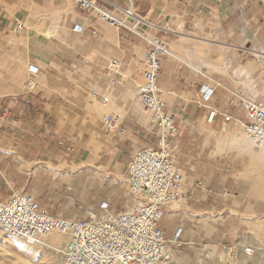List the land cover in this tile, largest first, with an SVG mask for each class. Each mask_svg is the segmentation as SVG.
<instances>
[{
    "label": "crops",
    "instance_id": "1",
    "mask_svg": "<svg viewBox=\"0 0 264 264\" xmlns=\"http://www.w3.org/2000/svg\"><path fill=\"white\" fill-rule=\"evenodd\" d=\"M110 1L122 7H131L137 16L155 22L169 33L183 29L190 34L189 39H169V43L173 49H178L177 52L185 58L183 60L198 68L174 63L166 57L158 77L166 106L181 132L176 142L183 152L174 158V163L192 181L187 184L190 198L185 197V206L181 205L184 213L180 211L171 216L173 212L167 209L168 223L165 219L160 223L168 237L179 226L190 227L189 221L185 219L190 217L191 212L202 214L209 211L213 203L211 193L215 189L220 191V198L231 196L228 184L221 187L213 177L224 172V175L229 174L228 164H221L220 161L227 160L228 155L237 152L225 151L218 155L216 142L213 147L216 152L207 150L205 153L204 148H198L192 155L187 152L191 128H195L194 114L206 116L210 110H214L216 118L209 125L221 120L225 126L227 121L223 116L229 117L228 123L232 120L240 123V114L226 108L229 99L225 96L230 93L226 87L225 65L218 62L217 73L212 74L205 68L213 40L198 38L197 34L214 32L220 39L218 44L227 41L236 45L235 51L238 53L242 49L253 56L255 52H260L264 57V0ZM66 5L53 0H0V35H4L7 41L24 35L29 37L31 44L22 57L32 60L39 74L33 89L28 92L12 95H6L10 92L0 93L3 96L0 97L1 198L8 197L9 191L29 193L37 195L41 207L51 208L58 202L56 192L73 189L76 190L75 199L84 184L88 188L95 186L88 179L94 171L89 164L100 162L104 171L112 167H126L135 150L148 144L153 136L149 134L154 131L151 125L148 131L146 126L130 115L129 94L134 85L132 80L140 78L145 43L137 40L128 30L111 29L90 13L78 12L73 6L67 9ZM64 8L69 10L68 13L63 12ZM56 10L63 12L60 17L55 15ZM18 23L23 28L15 32ZM75 24L84 27L81 33L72 31ZM199 25L204 31L197 28ZM185 44L193 48L188 56L184 51ZM7 49L10 56L13 47L0 45V79L5 80L12 70L9 56L6 55ZM115 58L120 62L121 71L118 82L114 81L115 78L112 81L117 85L125 84L126 90L121 91H124L122 104L126 115L121 120L115 114L112 115L115 123L107 127L103 119L100 121V117L91 111L94 108L90 107L86 91L90 87L105 85V77L110 73H105L104 61ZM177 58L180 59L176 55ZM257 62L261 68L264 66V60ZM19 86L20 83L16 88ZM252 88H244L245 91H240V97L254 96L255 92L249 93L254 90ZM205 89L213 90L209 101L202 100ZM240 111L244 124L245 113ZM187 128L190 130L187 131ZM184 134L190 135L187 137ZM99 140L103 142L104 153L99 155L98 151L93 161L90 144L96 143L100 147ZM85 155L86 159L82 160ZM86 172L90 175L83 178ZM49 214L67 218L63 212ZM84 215L85 212L76 218H83ZM228 220L231 219L225 216V225ZM228 235L226 231L222 239L227 238V241Z\"/></svg>",
    "mask_w": 264,
    "mask_h": 264
},
{
    "label": "rangeland",
    "instance_id": "2",
    "mask_svg": "<svg viewBox=\"0 0 264 264\" xmlns=\"http://www.w3.org/2000/svg\"><path fill=\"white\" fill-rule=\"evenodd\" d=\"M53 1L57 4L64 3L55 0ZM67 5L72 7L71 3H67ZM90 15L92 17L95 16L93 11L90 12ZM139 18L142 19L141 17ZM137 21L128 22V24H130V27L131 26L134 28L136 27L135 29L137 32H133L131 31V29L128 30L129 33L132 34V36L136 37L137 40H142L140 38V35L149 38L159 39L160 41H162L164 44L167 45L168 49L171 52L174 51L173 54H175V58L173 57L171 58L170 56H168L167 59L171 60L174 63L177 64L180 63L183 66L185 65L184 62H181V59L183 58L182 55L179 54V52H177L178 49L175 50L171 47V44L169 43L170 42L169 39H173V40L174 39L179 40L181 38L189 39V35H190L189 32L181 29L176 33H171V32L169 33L166 31L164 27L157 25L155 22H152L149 19L143 20V22L141 23H136ZM99 22L113 29L106 22H103L101 20H99ZM197 28L200 29V31H202V29L204 31V28H202L200 25L197 26ZM15 32L18 31L15 30ZM197 37L198 38L204 37L206 39L213 40L210 43L211 46L208 57L216 60L217 62H220L222 66L226 65V67H228L226 70V81H227L226 87L228 93L230 94L226 93L227 96H225L226 98L229 99L228 101H226V105L228 106V107L226 106V108L231 109L232 111H235V113L240 114V123H236L235 121L232 120L229 123L228 122L225 123V127L228 130L230 129L229 126L231 127V125H235L237 128L241 127L243 129L244 117H243V113L240 111L241 109L240 99H242L240 97V91H245L247 87H250V84L248 82H245L242 85L238 84L239 83L238 76H236L234 72V66H236V63H233L230 53L233 52L235 55H237V57L241 61H243L246 60V58H248L250 52L240 49V52L238 53L235 51V49H237V47H235L236 45L231 44L227 41L224 44H218L217 41H219L220 39L217 37V35L214 32H212V34L207 32L206 33L201 32L200 34H197ZM0 45L7 48V38L4 35H0ZM213 45H216L217 47L215 46L212 47ZM18 52L19 53L16 52L15 55L16 60H15L14 57H10L8 55V49L6 51V55L9 56L8 60L10 63L9 65L10 68L12 70H14L16 67L19 68L20 70L22 69L21 70L22 75L20 74L21 77L19 81L20 88H16L14 89V92L12 93L10 92L9 94L6 95H10V94L12 95L13 93H19V92H28L32 90L34 86L33 87L29 86V84L33 83L35 85V78L38 76L37 73L36 77H32V76L29 77L26 68L28 65L34 66L35 63L31 62L32 60H30L27 57L23 58L20 55V51ZM176 55L179 56L180 59L178 58L176 59ZM20 58H22V60H20ZM113 61H115L116 64H113L114 63ZM103 67L105 73L106 74L110 73V74L105 77L106 79L105 85H101L99 89L98 86L90 87L89 90L86 91L87 92L86 96L88 100L91 98L90 95L93 90L100 91L105 97L107 96L106 91H108L109 89L113 90V88L115 89L119 86L114 82V81L118 82L117 78L120 77L121 65L119 60L117 58L105 59ZM262 68H264V66H262ZM142 70H143V66H141L140 78L132 80L134 84L132 88L133 103H130L131 104L130 109L132 113H136L135 112L136 106L140 107V105L136 101L135 93L137 87L142 82V75H141ZM212 72L217 73L216 70L211 71V74ZM114 78L115 80L112 81ZM113 83L115 84V87H111V84ZM121 88L122 87L120 86L118 90H121ZM7 89L8 86H6L5 84L2 85L0 87V93H6ZM205 91L206 89L204 90V92ZM254 92L256 93V89H254L252 92L249 93H254ZM203 94H202V100H204ZM0 97L3 96L0 95ZM162 98L165 101L163 93H162ZM210 98L204 101H209ZM250 98H255L257 100L264 101V91L257 92V94L252 97L250 95ZM97 103L100 102L97 101ZM141 110L144 115L136 114V115H131V117H133L135 120L139 121L144 126H146L147 127L146 129H148L149 131L150 129L149 117L142 108ZM91 111L94 112L95 115H97L95 110H91ZM91 111L90 113H92ZM114 114L115 117L119 116L118 117L120 118L119 120L123 118V116L119 115L121 114V112H119L117 109L112 111V114L107 118H106L107 114H105L102 117L99 115L97 116L100 117V121L101 118L103 119V122L106 124L107 127H110L112 123H115L112 116ZM206 116L200 115L198 113L192 116L195 122L194 123L195 128L193 129L191 128L192 134L191 135L189 134L190 142L187 148V152L188 153L190 152V154L193 151L198 150V148L199 150H202L204 148L205 153L207 152V150L209 151L213 150L214 152H216L213 149L216 139L222 135H225V132H223L224 126L222 125V121L220 120L217 123L209 125L206 122ZM174 121L176 123L175 119ZM188 130L190 129L187 128V131ZM153 132H149V134L152 135L154 134ZM179 135L181 136L180 129H179ZM184 135H186L187 137L189 136L188 134H184ZM153 139L154 138L152 136L150 142H152ZM99 143H100V148L98 150L99 153L96 152L95 156H93V161L95 160V157H97V153L99 155H102L104 153V150L102 149L103 146L102 140H99ZM146 145H143V147H145ZM175 146L176 149L174 152V158L175 157L177 158L179 155L182 154L183 151L180 149V144L178 145L177 142H175ZM231 151H235V150H231ZM223 152H225V150L218 149L216 154L220 155ZM216 154L214 155L216 156ZM203 155L204 154H202V156ZM86 157L87 155H85V157L82 160H85ZM225 162L228 164V166L226 167L230 169L229 174L224 175L225 173L224 172L221 175H217L213 178L217 179V184H219L221 187L223 185L228 184V188L231 189L229 195H231L232 197L231 196L228 197L225 195L224 197L220 198L219 197L220 191L218 189H215L211 193L212 197L210 199L213 201V203L212 206L209 207V211H205L202 214H200L199 212L197 213L191 212L190 217H187L185 219L189 221L190 227H188L187 225H185V227L179 226V229L182 230V234H181V237L183 238L182 246L180 248H173L171 251V259L163 264H264V240L261 239L260 237V234L264 232V189H261L260 184H258L257 182L258 167L252 164V160L248 156L241 153L239 154L232 153L228 155L227 160L220 161L221 164H224ZM83 164L84 163H82V165ZM89 165L91 168L93 167L94 171L92 172L91 176H89L90 175L89 172H86V174L83 175V178H86V176L88 175L89 181H91L92 184L95 183V186L92 187L90 186V188H88L87 184L86 185L84 184V186H82V188L78 190V195L75 199H74V195L76 194V190L72 189L65 192L58 191L55 193V198L57 199L58 202H55V206L51 208L45 206L41 207L39 205L41 202L37 200V195L32 194L36 199L38 209L52 214H56V213L59 214L63 212L67 216V218L70 219L80 217L81 214L83 212H86L88 209H102L103 211H109L114 213H120L130 209L131 206L135 203V200L128 192V188L126 184V175H125L126 167L125 166H119L115 168L112 167L111 169H109V171L106 170L107 171L106 172L103 170L104 167L100 162L94 165L92 164ZM181 174L183 176V191L182 194L175 201H173V204L171 203L172 206L178 205L176 206L178 208L173 211L171 216L178 214L180 211L183 212L181 205L184 204L185 206V201H184L185 197L190 198V194L188 193L187 190V184L192 183V181H190L189 177L186 176L182 171ZM225 192L226 190L224 191V194H226ZM8 193H10L11 195L12 193H16V192L9 191ZM72 199L75 201L72 202L71 201ZM48 202L50 203V201ZM69 202L71 203L70 206H65ZM223 205H226L225 206L226 212H224L223 210L224 209ZM250 207H251V211H253L252 214L249 213ZM166 216L167 213L165 211V215L163 219H165L167 222L169 219H167L168 216L167 217ZM225 216L226 218L229 217V219H231L228 220L229 222L227 225H225L223 222L225 221ZM171 219L173 220L174 218L172 217ZM178 219H180V216L178 217ZM183 224H185V222H183ZM225 229L226 231L229 232L227 241H226L227 238H225L224 240L222 239L223 233L226 232ZM56 235L61 236L59 234ZM169 236L171 237L172 235H168L167 237L166 234L167 238H170ZM46 240L47 239L43 238L37 243H28L23 240H16L9 238L0 231V264H58L59 258L57 257V253L50 250L49 246L46 245V243H48V241ZM65 244L66 242L63 243L62 249H64ZM244 251H251V252L245 253Z\"/></svg>",
    "mask_w": 264,
    "mask_h": 264
},
{
    "label": "built area",
    "instance_id": "3",
    "mask_svg": "<svg viewBox=\"0 0 264 264\" xmlns=\"http://www.w3.org/2000/svg\"><path fill=\"white\" fill-rule=\"evenodd\" d=\"M71 3L81 13L94 12L95 18L109 23L116 30H130L128 22L140 19L129 7L110 0H55ZM23 25H15L21 31ZM81 33L83 27L72 29ZM146 48L142 62V82L137 87V103L149 117L154 129L153 141L135 150L126 165V184L135 200L130 209L114 213L88 209L83 218L51 215L37 207L29 193H12L0 198V231L9 238L37 243L52 234L65 235L63 264H161L171 259L173 248L182 246L181 230L167 238L160 227L165 211L183 191V176L174 163L175 142L179 128L170 114L158 85L163 59L168 57L166 44L156 38L140 35ZM113 64H116L113 61ZM30 74L38 68L28 65ZM206 89L204 100L212 95ZM91 97L102 105L108 99L97 90ZM240 108L245 113L243 132L255 145L264 150V101L244 97ZM216 118L214 110L206 116L208 124ZM229 121L228 116H223Z\"/></svg>",
    "mask_w": 264,
    "mask_h": 264
},
{
    "label": "bare ground",
    "instance_id": "4",
    "mask_svg": "<svg viewBox=\"0 0 264 264\" xmlns=\"http://www.w3.org/2000/svg\"><path fill=\"white\" fill-rule=\"evenodd\" d=\"M66 7H67V9H68V7L70 8V6H68V5H66ZM67 9L64 8L63 12L68 13L69 10H67ZM63 12L61 10H56L55 15L57 17H60V15ZM103 22H105V21H103ZM141 22H143V21L139 20L136 23H141ZM107 24H109V23H107ZM150 25H152V24H150ZM129 26H130V24H129ZM112 28L115 29L114 27H112ZM135 28L132 26L130 27L131 31L137 32ZM46 35H48V33ZM30 42H31V39L29 37H27L26 35H24L23 37H17L15 39L10 38L7 41V45L10 47H13V50H14L13 52H11L10 57H14V59L16 60L15 55H16V52L19 53L18 50L20 51L21 56L26 55V49L31 44ZM185 45L186 46L184 47V51H185V53H187L186 55L188 56V53L191 50H193V48L188 46L189 44H185ZM213 50H215V49H213ZM213 52H215V51H213ZM168 56L175 57L173 52H171L170 50H169ZM230 56L232 57L233 63H236V66H234V72H235V75L238 76V82H239L238 84L242 85L243 83L248 82L250 84V87L251 88L253 87L252 89H256V92H263L264 91V80H263L264 71L262 70V68L260 67L258 62L256 61V60H258V61L264 60V57L260 54V52H255L254 56L249 54L248 58H246V60H243V61H241L237 57V55H235L233 52L230 53ZM181 61L184 62L190 68H195V69L198 68L192 64H189L187 61H185L183 59H181ZM217 63L218 62L216 60L208 58L207 62L205 64V68L208 69L209 71L217 70L216 69V66H218ZM227 68L228 67H226V65H225L226 70H227ZM21 70L16 67L14 70H12L9 73V77L7 80H5L4 78L0 79V87L4 84L6 86H8L6 93L12 92L13 88L18 87L20 77H21L20 74L22 75ZM26 71H27V74L29 75V77L30 76H32V77L37 76V74L34 75V74H30L28 72V66L26 68ZM124 85L125 84H119L118 88H115V89L113 88V90L109 89L108 91H106L107 96H105V97L108 99V103L105 106L102 105L101 103H97V100L93 99L90 95V97H91L89 99L90 107H93L94 110L96 111V114L101 116V117L104 116L105 114H107L106 115V118H107L108 116H110L112 114V111H114L115 109H117L119 112H121V114H119L120 116L126 115V111L124 110L123 104H122L124 91H121L123 89L126 90V87ZM29 86L33 87L34 84L30 83ZM100 86H98V89L100 88ZM120 86L123 89L121 88V90H118L120 88ZM111 87H115V84L114 83L111 84ZM254 94L256 95V93H254ZM129 99H130V103H133V101H132L133 100V92H131L129 94ZM106 106H107V108H106ZM135 112L136 113H131L130 115H136V114L142 115L143 114V112L139 106L135 107ZM231 127L229 126L230 129L227 130L226 127L224 126L223 132H225V135H222L216 139L217 148L219 150H225V151L235 150L238 154L241 153V154H245L246 156H248L252 160V164L254 166L258 167L257 182H258V184H260L261 189H264V150L259 148L250 139H248L246 137V135L244 134L243 129L241 127L240 128L239 127L238 128L237 127L231 128ZM90 145L92 148L91 152L95 156L96 152H98L100 147L98 144L96 145V143H94V144L91 143ZM176 206H178V205H175V206L169 205L167 208L172 213L174 210H176L178 208ZM249 209H250L249 213L252 214L253 211H251V207ZM179 230H181V229H179ZM181 232H182V230H181ZM260 237H261V239L264 240V232H262L260 234ZM44 239H47L46 241H48V243H46V242L45 243L47 246H49L50 250L57 253V257L59 258L58 264H63V251H62L63 249L62 248H63V243L67 241V237L65 235L58 236L56 234H52L50 236L45 237ZM244 252L250 253L251 251H244ZM161 264H163V263H161Z\"/></svg>",
    "mask_w": 264,
    "mask_h": 264
}]
</instances>
